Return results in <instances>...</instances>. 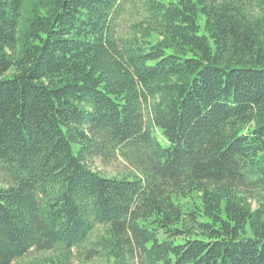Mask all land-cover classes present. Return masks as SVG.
I'll return each mask as SVG.
<instances>
[{"label":"trees","instance_id":"16d2710c","mask_svg":"<svg viewBox=\"0 0 264 264\" xmlns=\"http://www.w3.org/2000/svg\"><path fill=\"white\" fill-rule=\"evenodd\" d=\"M29 253L264 264V0H0V264Z\"/></svg>","mask_w":264,"mask_h":264},{"label":"rangeland","instance_id":"374dc122","mask_svg":"<svg viewBox=\"0 0 264 264\" xmlns=\"http://www.w3.org/2000/svg\"><path fill=\"white\" fill-rule=\"evenodd\" d=\"M159 138L161 139V141H163V138L161 137V135L159 136ZM95 166H97L98 168H100L101 170L104 171H109V170H115L116 168H124L125 164L122 161H115L111 164H105L103 162H101V160L97 159L95 161ZM33 255V253H29L27 254L25 257H23L20 261H14L12 264H22L24 261H26L28 258H30ZM91 264H101L98 260H91L90 262ZM74 264H77L76 261H74Z\"/></svg>","mask_w":264,"mask_h":264}]
</instances>
